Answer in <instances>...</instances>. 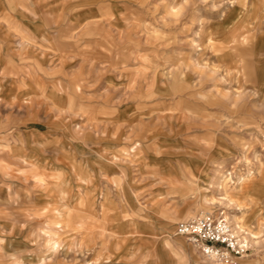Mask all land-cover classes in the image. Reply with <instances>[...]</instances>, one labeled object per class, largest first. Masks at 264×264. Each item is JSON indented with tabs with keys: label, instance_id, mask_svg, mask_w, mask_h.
<instances>
[{
	"label": "rangeland",
	"instance_id": "374dc122",
	"mask_svg": "<svg viewBox=\"0 0 264 264\" xmlns=\"http://www.w3.org/2000/svg\"><path fill=\"white\" fill-rule=\"evenodd\" d=\"M263 1L42 0L0 57V264H218L176 232L207 211L264 264Z\"/></svg>",
	"mask_w": 264,
	"mask_h": 264
},
{
	"label": "built area",
	"instance_id": "2783aa9c",
	"mask_svg": "<svg viewBox=\"0 0 264 264\" xmlns=\"http://www.w3.org/2000/svg\"><path fill=\"white\" fill-rule=\"evenodd\" d=\"M176 232L197 247L204 256L219 262H234L245 256L252 247L249 239L235 233L225 211H207L180 221Z\"/></svg>",
	"mask_w": 264,
	"mask_h": 264
},
{
	"label": "crops",
	"instance_id": "0c3cea01",
	"mask_svg": "<svg viewBox=\"0 0 264 264\" xmlns=\"http://www.w3.org/2000/svg\"><path fill=\"white\" fill-rule=\"evenodd\" d=\"M42 3V0H0V57H5V55H8L7 52L9 51H18L19 48L31 50L36 44L30 41H35L38 38H49L50 34L52 35L53 31H51V27L49 26L52 25L53 20L58 23L61 14L55 7L49 10L50 13H47L48 11L45 9L46 6L42 5ZM262 3V8L264 10V1ZM48 14H50L51 17L54 15L53 20L46 17ZM81 17L82 15H78L77 17L75 16V19ZM14 18L24 26V32L20 38H17L16 35L11 32L8 24L5 22V20ZM25 40H28V42L24 43ZM5 50L8 51L5 52ZM4 86L6 85L0 86V89L4 88ZM41 135L42 134H40V136ZM21 136L25 139L24 148L27 137L25 134H21ZM180 237L184 236L180 235Z\"/></svg>",
	"mask_w": 264,
	"mask_h": 264
},
{
	"label": "bare ground",
	"instance_id": "6f19581e",
	"mask_svg": "<svg viewBox=\"0 0 264 264\" xmlns=\"http://www.w3.org/2000/svg\"><path fill=\"white\" fill-rule=\"evenodd\" d=\"M251 174H254V173H251ZM231 174H229V173H227L224 177H223V179H222V181H221V186H219V189L220 190H222L223 191V189H224V192H226V194H228V199H229V201H232L233 199H235V197H237V192L235 191V190H232V191H229V190H226V186H227V183L231 180V176H230ZM249 176H251V175H249ZM245 177L246 176H244V179H242V180H245ZM249 179H251V178H249ZM240 185V184H239ZM219 190V191H220ZM223 195V194H222ZM223 197V196H222ZM226 197H227V195H226ZM235 223H236V225H237V227L239 228V230H242V231H246V229H245V226L241 223V217L239 218V217H235ZM242 233V232H241ZM252 235H253V238H257V235L256 234H254L253 232H250ZM166 244V243H165ZM168 245V243L166 244V246ZM170 248V247H169ZM170 250L172 251V248H170ZM244 256V255H243ZM209 257V256H208ZM210 259L211 260H214V261H216L214 258H212V257H210ZM246 262L247 261H245V260H243V259H241V262H239V264H246ZM217 263L218 264H229V262H219V261H217Z\"/></svg>",
	"mask_w": 264,
	"mask_h": 264
}]
</instances>
